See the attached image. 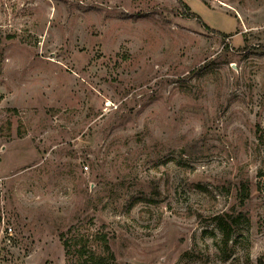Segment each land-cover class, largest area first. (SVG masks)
I'll list each match as a JSON object with an SVG mask.
<instances>
[{
	"label": "rangeland",
	"instance_id": "rangeland-1",
	"mask_svg": "<svg viewBox=\"0 0 264 264\" xmlns=\"http://www.w3.org/2000/svg\"><path fill=\"white\" fill-rule=\"evenodd\" d=\"M257 125L264 0H0V264H263Z\"/></svg>",
	"mask_w": 264,
	"mask_h": 264
},
{
	"label": "trees",
	"instance_id": "trees-1",
	"mask_svg": "<svg viewBox=\"0 0 264 264\" xmlns=\"http://www.w3.org/2000/svg\"><path fill=\"white\" fill-rule=\"evenodd\" d=\"M187 16L197 18V16L193 13H189ZM221 36L225 38V37H228L229 35L221 33ZM255 137H256L259 152L264 153V128H262L260 125H257L255 127ZM258 177L260 179L258 180L259 183L257 184V187H258V190L260 191L261 190L260 182H262L260 180H262V178H264V171H260L258 173ZM263 183H264V181H263ZM250 197H251V194H250V189H249L248 185H246L245 183H242L239 187V190H238L239 204L244 206L246 204V202L249 201ZM245 217L246 216L244 214L239 212V214L236 217L223 215V216L217 218V226H218V228L222 234L223 244L226 245L229 242V240L232 236L233 226H234V224H236L237 220L242 221L245 219ZM60 238L62 240V244H63V247L65 249V253L67 256H69L72 253L71 247L73 245L71 244L70 240L63 239L64 238L63 235H61ZM102 243H103V253H105L106 259H107V257H110L112 254H111L110 247L108 245V241H107V239H105V237H103ZM74 246H79V248L76 249L75 252L78 255L77 257L80 261L87 258V260H89V262H91L93 264H104V262H105L104 256H99V255L97 256V255H94V253L89 252L88 257H84V254H85L84 245H80L78 242L74 241ZM259 263L262 264L261 262H259Z\"/></svg>",
	"mask_w": 264,
	"mask_h": 264
},
{
	"label": "built area",
	"instance_id": "built-area-1",
	"mask_svg": "<svg viewBox=\"0 0 264 264\" xmlns=\"http://www.w3.org/2000/svg\"><path fill=\"white\" fill-rule=\"evenodd\" d=\"M8 234H10V229H8Z\"/></svg>",
	"mask_w": 264,
	"mask_h": 264
}]
</instances>
